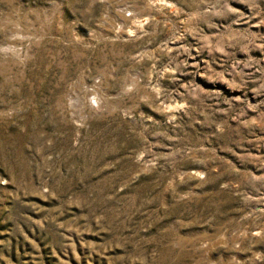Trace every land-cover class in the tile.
Listing matches in <instances>:
<instances>
[{
	"label": "rangeland",
	"instance_id": "374dc122",
	"mask_svg": "<svg viewBox=\"0 0 264 264\" xmlns=\"http://www.w3.org/2000/svg\"><path fill=\"white\" fill-rule=\"evenodd\" d=\"M0 264H264V0H0Z\"/></svg>",
	"mask_w": 264,
	"mask_h": 264
}]
</instances>
